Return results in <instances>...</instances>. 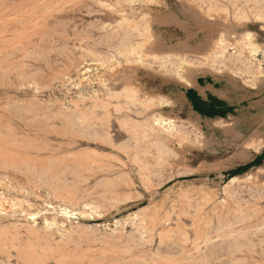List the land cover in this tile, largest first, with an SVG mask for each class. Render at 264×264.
<instances>
[{
  "label": "rangeland",
  "instance_id": "obj_1",
  "mask_svg": "<svg viewBox=\"0 0 264 264\" xmlns=\"http://www.w3.org/2000/svg\"><path fill=\"white\" fill-rule=\"evenodd\" d=\"M208 26L234 47L250 32L264 47V0H0V264H264L258 61L230 48L259 87L225 99L239 121L206 114L196 130L180 94L206 95L150 63L180 53L176 35L206 45ZM198 80L221 100L223 83L235 89L220 74ZM155 116L195 133L157 139ZM252 134L261 139L236 148Z\"/></svg>",
  "mask_w": 264,
  "mask_h": 264
},
{
  "label": "bare ground",
  "instance_id": "obj_2",
  "mask_svg": "<svg viewBox=\"0 0 264 264\" xmlns=\"http://www.w3.org/2000/svg\"><path fill=\"white\" fill-rule=\"evenodd\" d=\"M241 19H244V17H242ZM248 19V18H247ZM259 20V19H258ZM263 23V22H262ZM217 30L213 29V27L208 26L204 29L205 33H209L207 38L208 40H206L205 44L206 45H200L199 47L197 45H194L193 47H186L184 48L183 45L180 44V38L176 36H173V38H170L169 40L172 42V44H168L166 39V45H169V47L171 46V48H178V50H180L179 52H182V55L179 54H170L169 56L165 57V58H155L152 59L150 61V63L152 64H161L164 67V70L177 75L178 78L185 80L189 86H197L198 85V78L199 77H204L207 75H211V76H216L218 74H220L224 79H226L227 81L231 82L232 84H234L235 89L229 90L230 92L227 91H216L215 92L221 96L224 97L226 99H231L230 96L233 94H238L240 93L243 89H247V84H251L252 85V89H255L258 86V84H255L254 82H250V80H247L246 74H250L251 71L253 70V63L249 60H242L241 58H239L238 56L235 57L236 52L230 53L229 50L230 48L232 49H236L237 47H243V46H247L250 49V53H251V57L255 60L258 61L259 63V68L260 71L258 72V77H256L255 79L258 78V80H261L262 77H264V70L262 69V61L264 62V47L263 45L259 44L258 42H256L255 40V34H251L248 33L247 37H245V33H243L244 35V40H242L241 42H237L238 46L234 47L235 44L231 43L230 41H225L222 37L220 38H216L214 36H216L217 34L213 35L214 32H216ZM219 33V31H217ZM152 35V34H151ZM156 35V34H155ZM155 37V36H154ZM216 39V40H215ZM155 40V39H154ZM175 41V43H174ZM213 42V43H212ZM153 45V44H152ZM150 45V46H152ZM148 46V45H147ZM155 46V45H154ZM168 47V48H169ZM147 48V47H146ZM5 49V48H4ZM150 49V48H149ZM147 50V49H146ZM149 51V50H148ZM148 51L146 53H148ZM155 51V49H154ZM132 54H137L136 56H140V57H144V52L142 50H133ZM205 55V56H204ZM138 57V58H140ZM161 59V60H160ZM95 60V59H94ZM193 64V65H208L209 67H211L212 69H198V68H194L191 67L190 69L185 68L183 65L185 64ZM264 64V63H263ZM194 68V69H193ZM214 69V70H213ZM225 69H229L234 75L229 74V73H223L225 71ZM217 70V71H215ZM82 71V70H81ZM82 73V72H81ZM90 74V72H88ZM92 75V74H91ZM90 75V76H91ZM82 76V75H81ZM94 76V75H93ZM261 78V79H259ZM177 80V79H176ZM262 81V80H261ZM94 82V81H93ZM175 82V81H174ZM177 83H174L176 85L180 84V81L178 82V80L176 81ZM183 82V81H182ZM259 82V81H258ZM257 83V82H256ZM260 83V82H259ZM262 84V82H261ZM260 84V86H261ZM183 85L185 87H187V85L180 84ZM250 87V86H249ZM264 87V85H263ZM188 88V87H187ZM262 88V87H261ZM206 89L207 87H199L200 92L203 95H206ZM245 89V90H246ZM264 89V88H263ZM209 90V89H208ZM121 91V89H120ZM137 91V90H136ZM128 92V91H127ZM263 92V91H262ZM92 93V92H91ZM117 93V92H116ZM126 93V92H125ZM95 94V93H94ZM136 94V93H135ZM134 94V95H135ZM231 94V95H230ZM127 95V94H126ZM131 95V94H130ZM139 96V95H138ZM143 96V95H142ZM97 98V97H96ZM107 98V97H106ZM105 99V98H104ZM107 100V99H106ZM112 100V99H111ZM125 100V99H124ZM127 100V99H126ZM114 101V100H113ZM117 101V100H116ZM115 101V102H116ZM124 102V101H123ZM137 102V100H136ZM139 103V102H138ZM173 104V103H172ZM92 106V105H91ZM120 106V105H118ZM115 107V106H114ZM132 107V106H131ZM147 107V106H145ZM121 108V107H120ZM134 108V107H133ZM142 108V107H141ZM146 109V108H145ZM122 110V109H121ZM103 112V111H102ZM104 113V112H103ZM131 113V112H130ZM134 116V115H133ZM153 116V115H152ZM87 117V116H86ZM88 118V117H87ZM107 118V117H106ZM89 120V119H88ZM190 124L196 129H200V127H202V123L200 122V116H193L191 118H189ZM92 122V121H91ZM264 122V119H263ZM152 123V121H151ZM189 123V122H188ZM206 125L208 126L209 129L213 130V128L211 127V120L206 119L205 121ZM144 127V126H143ZM181 125L177 124V121L175 120H171V118H165L163 116H155L153 123H152V131L154 136L157 139H163L165 138V134H163V132H166L167 134H174V133H179L184 139H191L193 136L194 130L193 129H189V128H180ZM119 128V127H118ZM121 131V129H120ZM200 131V130H199ZM146 133V132H144ZM151 133V132H150ZM203 133V132H201ZM200 133V134H201ZM132 135V134H131ZM197 135V133H196ZM153 136V137H154ZM172 137V136H171ZM176 137V136H175ZM207 137H211L209 135H207ZM258 139H261L257 136V134H252L249 135L248 137L244 138L241 142H239L237 144V149L240 147L242 148L243 146H252L255 145ZM172 140V139H171ZM167 141V140H166ZM173 141V140H172ZM182 141V140H181ZM95 142V141H94ZM181 143V142H179ZM181 145V144H180ZM169 146V145H168ZM167 147V146H166ZM168 148V147H167ZM172 148V147H171ZM239 179V176H235L230 178L229 183H233L235 181H237ZM6 212V211H5ZM36 219V218H35ZM34 219V221H35ZM45 224L46 227H51V225L53 224L55 226V229L58 232H61V227L64 226H60L54 223H48L47 219L45 220ZM34 226V225H33ZM41 229V228H40ZM63 231V230H62ZM99 233V232H98ZM106 235V234H105ZM134 235V234H133ZM136 235V234H135ZM216 235V234H215ZM233 235V234H231ZM236 236V235H235ZM52 237V236H51ZM106 238V237H105ZM131 238V237H130ZM133 238V237H132ZM137 238V237H136ZM232 238V237H231ZM131 240V239H129ZM215 240L216 236H215ZM133 241V240H132ZM212 242V241H211ZM133 244V243H132ZM135 244V243H134ZM138 244V243H137ZM11 246V245H10ZM9 246V248H10ZM205 249V248H204ZM40 251V250H39ZM42 251V250H41ZM40 251V252H41ZM157 254V253H156ZM205 255V254H204ZM156 256V255H155ZM159 256V255H158ZM166 256V255H165ZM171 256V255H170ZM232 256V255H231ZM196 257V256H195ZM5 258V257H4ZM158 258V257H156ZM169 258V257H168ZM172 258V256H171ZM163 259V257H162ZM175 259V258H174ZM205 259V258H204ZM203 259V260H204ZM220 259V258H219ZM4 260V259H3ZM218 261V260H217ZM220 261V260H219ZM218 261V262H219ZM149 263V262H148ZM211 263V262H210Z\"/></svg>",
  "mask_w": 264,
  "mask_h": 264
},
{
  "label": "crops",
  "instance_id": "obj_3",
  "mask_svg": "<svg viewBox=\"0 0 264 264\" xmlns=\"http://www.w3.org/2000/svg\"><path fill=\"white\" fill-rule=\"evenodd\" d=\"M198 85H200L199 80H198ZM211 86L215 88L216 85L212 84ZM193 87L196 88V86H192V88ZM199 87L197 86L198 90H199ZM218 87H222V85L218 84ZM226 87H227V85L223 83V91L230 92L229 87H228V89ZM189 88H191V87H189ZM180 97H181V100L183 101V104L185 106H187L189 109L193 110V112L195 114H197L198 116H200L201 118H203L206 114L211 115V113H207V112H205V110L204 111L199 110V108L196 106L195 102L200 104L201 101H204L205 103H207L209 105V109L212 110V113H213V111H215L217 113L223 114V116H219V117H223V119H225L227 121H228V119H230L232 117L237 118L238 121L240 119V114L238 113V109H237L238 103L235 101L225 100L226 98L220 96L221 98H223V100H221V99L216 98L214 95H211L209 93L206 94V97H202V96H200V94H198L193 89H186L185 91H181ZM201 106L203 108L205 107L204 104H201ZM208 111H210V110H208ZM234 127L239 128L237 126H234ZM261 154L262 153L256 154L254 158H252L250 161H248L246 163L237 164V165L231 167L229 169V170H231V174H232V172H235V173H237L235 176H237V175H240V173L248 172L251 169V167L252 168L257 167V166H248V165L253 163L257 158H259L258 160L260 162L261 158L263 157V154L262 155ZM235 176H232V177H235Z\"/></svg>",
  "mask_w": 264,
  "mask_h": 264
},
{
  "label": "trees",
  "instance_id": "obj_4",
  "mask_svg": "<svg viewBox=\"0 0 264 264\" xmlns=\"http://www.w3.org/2000/svg\"><path fill=\"white\" fill-rule=\"evenodd\" d=\"M202 102V103H201ZM200 102V107H202L201 106V104H204V108L203 109H201V111H204L205 110V112H207V113H211V114H214V116H223V114H220V113H217V112H215V111H213V113H212V110L211 109H209V105L207 104V103H205L204 101H201ZM198 107V106H197ZM200 110V109H199ZM208 110H210V111H208ZM259 158H257L253 163H251L250 165H248V166H259L260 165V162H259V160H258ZM237 173H235V172H232V174H231V176H235Z\"/></svg>",
  "mask_w": 264,
  "mask_h": 264
}]
</instances>
